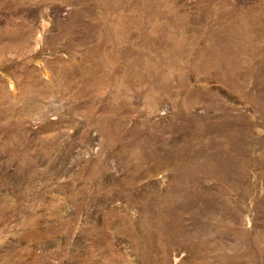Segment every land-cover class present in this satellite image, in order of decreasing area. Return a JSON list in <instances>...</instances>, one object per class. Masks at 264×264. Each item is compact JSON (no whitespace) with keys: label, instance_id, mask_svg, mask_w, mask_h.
Wrapping results in <instances>:
<instances>
[{"label":"rangeland","instance_id":"obj_1","mask_svg":"<svg viewBox=\"0 0 264 264\" xmlns=\"http://www.w3.org/2000/svg\"><path fill=\"white\" fill-rule=\"evenodd\" d=\"M0 264H264V0H0Z\"/></svg>","mask_w":264,"mask_h":264}]
</instances>
